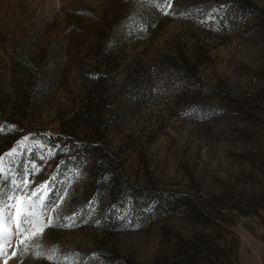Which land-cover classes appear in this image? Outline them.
I'll return each mask as SVG.
<instances>
[{"label":"rangeland","instance_id":"1","mask_svg":"<svg viewBox=\"0 0 264 264\" xmlns=\"http://www.w3.org/2000/svg\"><path fill=\"white\" fill-rule=\"evenodd\" d=\"M17 141L55 179L27 250L4 210L0 264H264V0H0Z\"/></svg>","mask_w":264,"mask_h":264},{"label":"snow or ice","instance_id":"2","mask_svg":"<svg viewBox=\"0 0 264 264\" xmlns=\"http://www.w3.org/2000/svg\"><path fill=\"white\" fill-rule=\"evenodd\" d=\"M149 3L153 4L158 11L169 14L171 0H149ZM21 139L27 141L28 137L25 136ZM40 147L45 148L42 144ZM46 150L50 154H55L57 147L49 146ZM32 151L31 148H27L20 141H17L16 145L8 153L0 154V219H3L4 210L7 209L11 220L15 223V234L20 237L21 243L37 237L43 231V228L47 227L35 210L34 200L44 201L47 194L52 191L50 182L55 179V177H50L43 183L36 185L35 188L29 189L28 185L32 183V181L27 179L29 174L35 177V174L39 171L35 160L30 157ZM17 153L28 155L29 158L22 161L21 172H12L11 162L17 158ZM5 159L9 160L8 166L4 164ZM39 159L44 160L45 156L42 154ZM59 166L58 164L57 167ZM18 177H22V179ZM62 199H64L63 196H58L57 201ZM89 203L91 204V202ZM76 218V213H73L72 218L65 217L64 219L68 221V226H71ZM51 222L52 220L49 218L48 223L50 224ZM25 250H27L26 243ZM0 254L7 255L3 248H0ZM34 255L39 258L42 254L36 252ZM46 258L52 259V256L49 255Z\"/></svg>","mask_w":264,"mask_h":264}]
</instances>
